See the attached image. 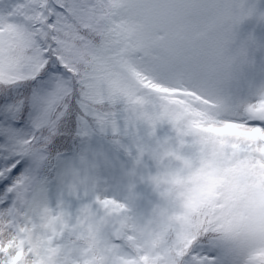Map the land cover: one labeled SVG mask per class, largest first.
Here are the masks:
<instances>
[{
    "label": "snow or ice",
    "instance_id": "1",
    "mask_svg": "<svg viewBox=\"0 0 264 264\" xmlns=\"http://www.w3.org/2000/svg\"><path fill=\"white\" fill-rule=\"evenodd\" d=\"M256 28L264 0H0V264H264Z\"/></svg>",
    "mask_w": 264,
    "mask_h": 264
},
{
    "label": "rangeland",
    "instance_id": "2",
    "mask_svg": "<svg viewBox=\"0 0 264 264\" xmlns=\"http://www.w3.org/2000/svg\"><path fill=\"white\" fill-rule=\"evenodd\" d=\"M253 30V25L249 22L244 23L241 28L239 29V32L241 36L246 35L249 31ZM255 35L264 37V29L262 28H256L255 29Z\"/></svg>",
    "mask_w": 264,
    "mask_h": 264
}]
</instances>
